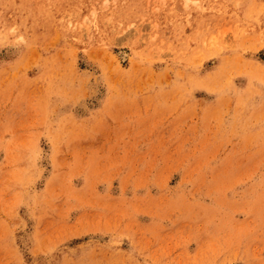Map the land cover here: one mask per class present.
<instances>
[{
	"label": "rangeland",
	"instance_id": "1",
	"mask_svg": "<svg viewBox=\"0 0 264 264\" xmlns=\"http://www.w3.org/2000/svg\"><path fill=\"white\" fill-rule=\"evenodd\" d=\"M0 264H264V0H0Z\"/></svg>",
	"mask_w": 264,
	"mask_h": 264
},
{
	"label": "bare ground",
	"instance_id": "2",
	"mask_svg": "<svg viewBox=\"0 0 264 264\" xmlns=\"http://www.w3.org/2000/svg\"><path fill=\"white\" fill-rule=\"evenodd\" d=\"M121 54H122V53H121ZM122 56H123V57H126V54L124 53V54H122Z\"/></svg>",
	"mask_w": 264,
	"mask_h": 264
}]
</instances>
